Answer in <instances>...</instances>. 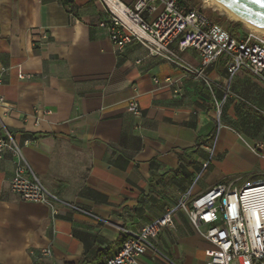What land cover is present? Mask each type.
<instances>
[{"label": "crops", "instance_id": "1", "mask_svg": "<svg viewBox=\"0 0 264 264\" xmlns=\"http://www.w3.org/2000/svg\"><path fill=\"white\" fill-rule=\"evenodd\" d=\"M108 17L102 0H0V136L7 128L43 185L75 207L22 201L9 187L15 157L0 154V264H102L123 229L139 232L189 191L187 203L264 179V81H229L219 59L210 90L137 42L116 51L100 27ZM174 223L141 264H205L213 246L185 213Z\"/></svg>", "mask_w": 264, "mask_h": 264}, {"label": "built area", "instance_id": "2", "mask_svg": "<svg viewBox=\"0 0 264 264\" xmlns=\"http://www.w3.org/2000/svg\"><path fill=\"white\" fill-rule=\"evenodd\" d=\"M102 2L109 17L100 27L108 32L118 52L137 42L150 56L180 68L210 90L212 80L207 70L219 59H223L229 81L240 72L264 81V37L259 34L250 32L234 38L202 9L189 6L185 0H136L133 8L120 0ZM187 51L196 55L197 64L184 57ZM19 77L25 78L22 73ZM217 108L220 116L222 106ZM127 110L140 116L137 99L129 102ZM6 150L12 151L15 157L14 175L9 182L13 194L24 202L49 206L53 214L58 213V206L75 208L43 185L13 135L3 127L0 154ZM208 150L213 155V149ZM209 163L204 164V169ZM190 197L191 191L139 232L123 229L126 240L118 252L102 264H141L148 253L156 255L152 241L164 229L175 227L174 216L178 212L185 213L195 231L213 246L206 251L205 264H264V179L241 187L220 184L187 203ZM51 255L52 250L46 248L41 250L38 259Z\"/></svg>", "mask_w": 264, "mask_h": 264}, {"label": "water", "instance_id": "3", "mask_svg": "<svg viewBox=\"0 0 264 264\" xmlns=\"http://www.w3.org/2000/svg\"><path fill=\"white\" fill-rule=\"evenodd\" d=\"M256 27L264 29V0H216Z\"/></svg>", "mask_w": 264, "mask_h": 264}, {"label": "trees", "instance_id": "4", "mask_svg": "<svg viewBox=\"0 0 264 264\" xmlns=\"http://www.w3.org/2000/svg\"><path fill=\"white\" fill-rule=\"evenodd\" d=\"M72 1L73 0H64V4L65 5H69V4H71L72 3ZM186 1V3L189 5V6H191V7H193V8H195V7H197V2H196V0H185ZM203 12L209 17V18H211L212 20L214 19V21L217 23V24H219V25H221V26H224L229 32H230V34H231V36L232 37H234V38H241V37H243L244 35H242V33H241V28H242V23H240V22H228V21H226L224 18H222V17H213V16H210V15H208L207 13H206V11H204L203 10Z\"/></svg>", "mask_w": 264, "mask_h": 264}, {"label": "bare ground", "instance_id": "5", "mask_svg": "<svg viewBox=\"0 0 264 264\" xmlns=\"http://www.w3.org/2000/svg\"><path fill=\"white\" fill-rule=\"evenodd\" d=\"M204 4L208 5L209 7H215L218 10H220L221 12H223L225 15L228 16L229 19H231L232 21H236V22H242L246 27H248L249 29L257 32V33H261L264 34V29L259 28L254 26L253 24L247 22V21H243L242 17H240L238 14H236L235 12H233L232 10H230L229 8H227L226 6H224L223 4L219 3L216 0H204ZM110 5L112 7H114V2L111 1ZM214 8V9H215Z\"/></svg>", "mask_w": 264, "mask_h": 264}, {"label": "rangeland", "instance_id": "6", "mask_svg": "<svg viewBox=\"0 0 264 264\" xmlns=\"http://www.w3.org/2000/svg\"><path fill=\"white\" fill-rule=\"evenodd\" d=\"M196 2H197V7L198 8H200V9H202V10H204V11H206V13L208 14V15H210V16H213V17H222V18H224L226 21H228V22H236V21H232L231 19H229L228 18V16L227 15H225L223 12H221L220 10H218L217 8H215V7H209L208 5H205L204 4V0H196ZM215 8V9H214ZM213 21H214V19H213ZM240 22V21H239ZM240 23H242V22H240ZM242 28H241V33H242V35H245L246 33H250V32H253V33H256V34H259V35H261V36H263L264 37V34H261V33H257V32H255V31H253V30H251V29H249L248 27H246L243 23H242ZM224 27V26H223ZM225 28V27H224ZM184 57L186 58V56H185V54H184ZM187 59V58H186Z\"/></svg>", "mask_w": 264, "mask_h": 264}]
</instances>
